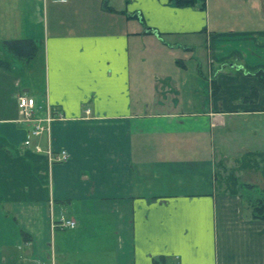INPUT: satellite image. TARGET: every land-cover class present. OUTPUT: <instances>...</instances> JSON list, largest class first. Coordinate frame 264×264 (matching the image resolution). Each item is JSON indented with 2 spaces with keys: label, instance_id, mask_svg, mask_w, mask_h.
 <instances>
[{
  "label": "crops",
  "instance_id": "obj_1",
  "mask_svg": "<svg viewBox=\"0 0 264 264\" xmlns=\"http://www.w3.org/2000/svg\"><path fill=\"white\" fill-rule=\"evenodd\" d=\"M259 71L264 0H0V264H264Z\"/></svg>",
  "mask_w": 264,
  "mask_h": 264
},
{
  "label": "built area",
  "instance_id": "obj_2",
  "mask_svg": "<svg viewBox=\"0 0 264 264\" xmlns=\"http://www.w3.org/2000/svg\"><path fill=\"white\" fill-rule=\"evenodd\" d=\"M15 105L19 116L17 121L30 125V129L28 130L26 139L23 141V144L25 146H29L31 144V138L39 137L41 134L46 132L50 122L56 116H53L50 109L47 107L45 112L40 115L37 112L35 101L31 97H27L25 95H18L15 99ZM32 146L35 152H40V148L38 145ZM45 153L48 157L49 162L51 163L64 162L67 159V155L64 151L54 153L50 150H47ZM55 226L59 228H72L74 226V223L70 220L59 218L55 222H51V227L54 228Z\"/></svg>",
  "mask_w": 264,
  "mask_h": 264
},
{
  "label": "trees",
  "instance_id": "obj_3",
  "mask_svg": "<svg viewBox=\"0 0 264 264\" xmlns=\"http://www.w3.org/2000/svg\"><path fill=\"white\" fill-rule=\"evenodd\" d=\"M178 8H190L197 5L199 8H203L204 0H168ZM1 46L12 52L16 57L28 58L34 53L33 43L29 40H10L1 42ZM261 83H264V71L256 73ZM252 217L264 219V203L257 204L252 209ZM153 264H166L162 261H155Z\"/></svg>",
  "mask_w": 264,
  "mask_h": 264
},
{
  "label": "rangeland",
  "instance_id": "obj_4",
  "mask_svg": "<svg viewBox=\"0 0 264 264\" xmlns=\"http://www.w3.org/2000/svg\"><path fill=\"white\" fill-rule=\"evenodd\" d=\"M28 5H29V6H32L33 4H32V3H28ZM27 13H28V12H26V14H27ZM8 52H9V51H8ZM9 54H10V55H14L12 52H9ZM14 56H15V55H14ZM37 70H38V69H37ZM37 72H38V71H37ZM37 78H38V76H37ZM244 180H246V179H244ZM256 182H257L259 185H263L262 182H261V180L259 181V179H257ZM260 197L263 198L264 196L261 195ZM34 264H37V263H34Z\"/></svg>",
  "mask_w": 264,
  "mask_h": 264
}]
</instances>
